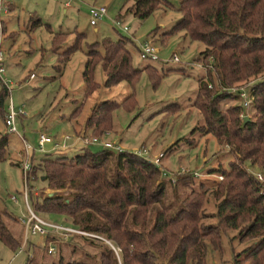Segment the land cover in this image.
<instances>
[{
  "label": "trees",
  "instance_id": "obj_1",
  "mask_svg": "<svg viewBox=\"0 0 264 264\" xmlns=\"http://www.w3.org/2000/svg\"><path fill=\"white\" fill-rule=\"evenodd\" d=\"M127 1L123 14H131L138 20L169 5L167 0ZM176 10L179 19L165 37L182 32L189 42L204 46L196 60L202 63L206 74L197 80L192 102L202 124L194 130L211 135L230 155L227 169L210 170V174L220 175L222 179L212 180L208 187L200 181L195 189L193 172L180 174L174 181L166 180L161 177L159 167L140 156L103 148L92 152L83 146L72 157H43L34 166L33 154L29 157L27 189H31L28 177L36 178L35 172L39 171L44 182L42 190L52 191L31 204L39 213L68 218L71 225L108 240L116 252L101 244L97 255L91 257L97 260L94 264H205L206 249L219 250L221 234L226 231H236L241 242H248L241 251L243 259L238 260L237 255L233 264H262L264 0H179ZM79 37L84 38L76 33L72 44L58 55L57 71L79 49ZM126 42L130 38L103 39L87 45L81 73L84 97L97 88L93 81L97 64L102 68L103 85L107 88L122 81L132 87L142 70L148 72L149 66L141 69L132 66ZM150 77L154 81L159 79L152 74ZM1 84L0 117L7 111L4 107L7 88ZM243 84H250L245 91L251 97L247 108L251 116L245 121L242 118L246 110L240 102L222 107L225 101L236 100ZM133 99L129 93L120 102L95 103L83 123L84 129L91 136L103 135L111 129L112 112L118 107L133 108ZM162 109L174 112L178 105L170 104ZM79 110L77 106L72 114ZM7 141V136L0 137V160L6 153ZM28 199L31 201V195ZM210 202L214 207L211 214L214 225L204 221L207 217L204 207ZM6 217L10 218L0 207V243L14 251L20 246L4 222ZM51 264L87 263L58 258Z\"/></svg>",
  "mask_w": 264,
  "mask_h": 264
},
{
  "label": "rangeland",
  "instance_id": "obj_2",
  "mask_svg": "<svg viewBox=\"0 0 264 264\" xmlns=\"http://www.w3.org/2000/svg\"><path fill=\"white\" fill-rule=\"evenodd\" d=\"M167 1L168 8L157 9L146 19L138 20L131 14H123L122 8L127 0H7L10 6L8 12L0 16V49L3 55L0 87L3 83L7 88L4 107L11 101L17 114L16 132L7 133L3 124L4 113L0 117V137L5 135L8 139L6 153L0 160V207L10 216L4 218V222L20 248L12 251L0 243V264H26L27 258L28 264H51L58 258L87 264L97 261L91 257L97 255L99 246L104 243L72 235L63 242L54 243V253L48 254L37 236H24V229L18 223V218L26 216L21 170L26 156L24 143L35 149L29 154V157L33 154V166L43 157H72L80 153L82 145L92 152L102 149L99 145H84L80 140L73 139L91 136L83 123L95 103L104 100L120 102L129 93L133 95V108L115 109L111 129L99 137L117 141L127 151L144 148L149 158L163 152L159 169L161 177L166 180L174 181L182 169L187 170L196 174L192 187L197 189L200 181L208 187L216 179L210 170L227 169L231 158L226 149L218 145L211 135H202L194 130L202 124V118L192 102L197 80L206 74L202 63L196 60L204 46L200 42H189L182 32L165 37V33L179 19L176 10L179 0ZM91 5H103L106 9L105 15L94 26L89 24L87 11ZM116 21L126 26L128 31L122 32L120 26L115 25ZM76 33L84 36L83 39L77 38L80 47L57 71V57L72 44ZM120 37L130 38L125 46L130 49L132 66L139 69L149 66L148 72L142 70L132 87L122 81L107 88L103 85L102 68L97 64L93 70L97 88L84 97L81 73L87 45L103 39L115 41ZM144 41L156 47V60L139 58L137 48ZM173 54L177 61L171 60ZM149 73L159 79L154 81ZM249 86L240 85L244 90ZM235 102H238L237 98L227 100L222 107ZM170 104H177L178 110L162 109ZM77 106L80 110L73 115ZM245 116L248 119L251 111L246 110ZM38 133L55 140L64 135L72 136L67 142L70 146L56 151L45 145L44 151H37ZM35 174L34 179L28 177L31 189L27 191L31 201L27 199V202L31 210L37 197L52 193L42 190L41 172L36 171ZM10 196H14L16 201H11ZM34 212L42 218L71 225L68 218L60 215ZM204 212L207 215L205 223L214 225L215 219L211 216L213 202L205 205ZM247 244L240 241L236 231H226L221 234L219 250L206 249L205 264H233L237 255L238 260H242L244 255L241 251Z\"/></svg>",
  "mask_w": 264,
  "mask_h": 264
},
{
  "label": "built area",
  "instance_id": "obj_3",
  "mask_svg": "<svg viewBox=\"0 0 264 264\" xmlns=\"http://www.w3.org/2000/svg\"><path fill=\"white\" fill-rule=\"evenodd\" d=\"M8 7H9V2H7V0H0V16L1 14L8 12ZM87 11L89 15V24L91 26H94L96 24V21L101 19L106 13V9L103 5L100 6L91 5L88 7ZM115 25L120 26L122 32L128 31V28L124 25H121L118 21L115 22ZM0 27H1V20H0ZM137 52L141 60L154 61L157 59V49L149 41H144L143 43L139 44L137 48ZM2 60H3V55H2V50L0 49V79L3 73ZM171 60L177 61L178 59L173 54ZM237 98H238V102H240L241 104L242 109L247 110L251 101L249 92L245 91L243 88H240L237 93ZM6 110L7 111L3 120V124L6 128V132L7 133L16 132L15 117L17 112L14 111L11 101H9V103L7 104ZM71 138L72 136L64 135L60 139L55 140V138L50 137L44 133H38L36 139V150L42 152L44 151L43 149L45 148V145H50V148L52 150L63 151L70 146L67 145V142L71 140ZM73 139H75L76 141L80 140L82 144L84 143V145L85 144L99 145L103 149L110 150L114 153L126 152L140 156L156 167H160V160L164 156L163 152H158L149 158L147 156L148 152L144 148H141L140 150L139 149L129 150L130 151L129 152L125 150L119 142L104 140L105 139L104 137L101 138L99 136L98 137L90 136L88 138H83V136H79L77 139L76 137ZM24 149L26 156L23 163L21 164V170L24 179V190L22 194V199L26 209V216L18 218V223L24 229V236H37L41 240V245L45 249V252L48 254L54 253V243L63 242L66 237L72 235L79 236L82 238H87L94 242L107 244L113 250V252H116L115 248L111 245V243L105 238H103L101 235L94 232L82 230L70 224L63 225L60 224L59 222L42 218L39 215H37L33 210L30 209V206L28 205L27 202L28 196H27V186H26L25 178H26V172L29 169V154L35 151V149L30 147L26 143H24ZM188 172L189 171L182 169L178 174H183ZM255 176L258 180H262L260 174H256ZM215 178L217 180H221L222 176L218 175ZM10 200L16 201V198L14 196H10Z\"/></svg>",
  "mask_w": 264,
  "mask_h": 264
},
{
  "label": "water",
  "instance_id": "obj_4",
  "mask_svg": "<svg viewBox=\"0 0 264 264\" xmlns=\"http://www.w3.org/2000/svg\"><path fill=\"white\" fill-rule=\"evenodd\" d=\"M246 119H247V116H243L242 120L245 121Z\"/></svg>",
  "mask_w": 264,
  "mask_h": 264
},
{
  "label": "crops",
  "instance_id": "obj_5",
  "mask_svg": "<svg viewBox=\"0 0 264 264\" xmlns=\"http://www.w3.org/2000/svg\"><path fill=\"white\" fill-rule=\"evenodd\" d=\"M66 4V3H65ZM10 7V6H9ZM81 147H83V145L81 146Z\"/></svg>",
  "mask_w": 264,
  "mask_h": 264
}]
</instances>
